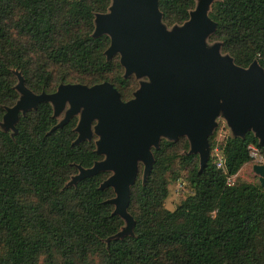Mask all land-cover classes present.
<instances>
[{
    "label": "trees",
    "instance_id": "obj_1",
    "mask_svg": "<svg viewBox=\"0 0 264 264\" xmlns=\"http://www.w3.org/2000/svg\"><path fill=\"white\" fill-rule=\"evenodd\" d=\"M110 4L0 0V121L20 97L14 70L35 93L109 81L123 100L132 98L138 79L124 77L119 56L107 59L109 36L93 37L96 14ZM195 6L196 0H160L168 26L187 21ZM210 16L218 23L211 42L221 41L239 66L258 60L264 68V0H220ZM53 113L43 102L21 115L15 135L0 128V264H264V187L238 178L252 161L249 145L264 148L253 132L223 142L226 173L212 157L200 171L187 139L162 140L148 178L140 165L132 186L135 235L108 243L124 226L108 202L114 189H101L110 173L67 185L77 165L89 168L103 158L96 137L74 144L77 116L50 132L59 122ZM229 176H236L231 185ZM178 179L193 192L171 210L166 200Z\"/></svg>",
    "mask_w": 264,
    "mask_h": 264
},
{
    "label": "water",
    "instance_id": "obj_2",
    "mask_svg": "<svg viewBox=\"0 0 264 264\" xmlns=\"http://www.w3.org/2000/svg\"><path fill=\"white\" fill-rule=\"evenodd\" d=\"M217 1L196 0L190 18L172 26L164 22L160 0H111L107 12L96 14L93 37H110L107 59L119 56L124 77L139 81L129 100H123L109 81L61 83L54 92L35 93L22 73L14 70L20 97L6 107L0 121L3 131L15 135L21 115L49 102L59 119L50 132L77 116L74 144L96 137V152L103 158L89 168L77 165L79 172L67 185L110 173L101 189H114L115 197L108 202L124 226L108 243L135 235L136 222L129 211L132 186L140 165L144 181L148 178L154 150L162 140L187 139V154L199 156L200 171L209 163L210 137L221 122L231 136L243 139L253 132L264 145V68L258 60L239 66L223 52L221 41H210L218 27L210 16ZM253 170L264 187V164H254Z\"/></svg>",
    "mask_w": 264,
    "mask_h": 264
},
{
    "label": "rangeland",
    "instance_id": "obj_3",
    "mask_svg": "<svg viewBox=\"0 0 264 264\" xmlns=\"http://www.w3.org/2000/svg\"><path fill=\"white\" fill-rule=\"evenodd\" d=\"M64 114L60 116V118H63ZM220 126L215 131L216 136L221 137L222 139L224 137H227L230 135L229 129L226 127L225 131H221ZM185 172L181 173V177H185ZM238 178L241 181L248 182V183H256L259 182V176L254 172L252 163H248L242 167L238 174ZM180 179L173 181L170 184V195L168 199L166 200V207L168 209H175L177 205L181 203L185 198H187L190 194H192L193 190L190 187L188 183L185 185H182L179 183Z\"/></svg>",
    "mask_w": 264,
    "mask_h": 264
},
{
    "label": "built area",
    "instance_id": "obj_4",
    "mask_svg": "<svg viewBox=\"0 0 264 264\" xmlns=\"http://www.w3.org/2000/svg\"><path fill=\"white\" fill-rule=\"evenodd\" d=\"M221 131L226 130V126L224 122H221L220 124ZM228 137V136H227ZM227 137H224L223 139L219 136L215 138V143L213 145V148L211 149L210 157L214 159L215 165L219 169H223L226 173V166H225V152L223 147V142L227 139ZM249 151H250V157H251V163L254 164H264V148L259 147L256 144L249 145ZM236 179V176H229L228 177V184H233ZM180 184L185 185L186 182L183 179H180Z\"/></svg>",
    "mask_w": 264,
    "mask_h": 264
}]
</instances>
